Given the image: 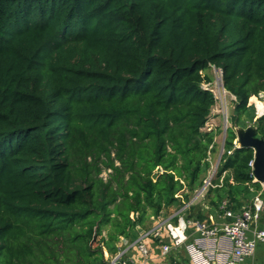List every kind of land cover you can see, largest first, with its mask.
<instances>
[{
  "label": "trees",
  "instance_id": "trees-1",
  "mask_svg": "<svg viewBox=\"0 0 264 264\" xmlns=\"http://www.w3.org/2000/svg\"><path fill=\"white\" fill-rule=\"evenodd\" d=\"M212 66L235 100L203 206L238 211L264 200L234 143L243 117L264 140V0H0V264H106L186 203L215 148Z\"/></svg>",
  "mask_w": 264,
  "mask_h": 264
},
{
  "label": "built area",
  "instance_id": "built-area-1",
  "mask_svg": "<svg viewBox=\"0 0 264 264\" xmlns=\"http://www.w3.org/2000/svg\"><path fill=\"white\" fill-rule=\"evenodd\" d=\"M217 69L219 85L223 87L222 70ZM207 84L210 82H203L201 88L212 92L216 99L217 96L211 88L207 87ZM231 96L233 95L231 94ZM235 145L238 146L237 143ZM253 161L254 158L249 161L251 169L253 168ZM211 173L204 179L201 188L193 194V198L181 206L180 212L186 210L196 200L203 199L211 185V179L215 175L214 171ZM261 186L264 188V183H261ZM217 209L219 220L211 221V223L193 218L186 219L185 224L194 227V230L199 234L190 243L184 244L186 237L183 231H179L178 227H173L170 224L162 227L163 221L150 230L142 229L133 241L123 239L121 248L114 255L108 257L106 264H146V261L148 262L153 256L149 242L157 243L154 248H158L161 256L168 255L183 245L192 264H213L214 259L217 264H242L251 258L258 244H264V224L260 223L264 213V200L261 192H257L251 203L241 210L229 209L226 201H223ZM166 230L170 233L171 241L163 242L162 233ZM223 239L228 242V246L223 250L216 249L215 242H221ZM130 252H135L142 262L136 261L132 255H129ZM144 261L145 263H143Z\"/></svg>",
  "mask_w": 264,
  "mask_h": 264
},
{
  "label": "crops",
  "instance_id": "crops-1",
  "mask_svg": "<svg viewBox=\"0 0 264 264\" xmlns=\"http://www.w3.org/2000/svg\"><path fill=\"white\" fill-rule=\"evenodd\" d=\"M220 160V156L218 157L217 166ZM193 198V196L188 200L190 201ZM187 201V202H188ZM185 203V202H184ZM191 205H204L203 199L196 200ZM181 206H170L163 210L161 216L156 220L153 219L152 223L150 224L149 228L146 230H150L157 226L159 223L163 222L162 227L166 224H170L173 227H178L179 231H183L186 241V243H190L193 241L194 238H196L199 234L194 230V227L186 225V210L181 211ZM218 209L215 208H207L206 206H203V222L205 223H211V221H217L218 218ZM264 215V214H262ZM195 219V218H193ZM197 220V219H195ZM260 223L264 224V222L260 219ZM142 229V228H141ZM250 234V233H249ZM162 241L168 242L171 241L170 233L166 230L164 233H162ZM154 245H157V243H150L149 247L151 248L152 257L149 259V261H146V264H179L180 262L182 264H192L191 260L188 256L187 251L184 249L183 245H180L175 251H171L170 254L161 256L158 252V248H154ZM228 246V242L226 240H221V242L217 241L215 242L216 249L223 250L225 247ZM129 255H132L133 258L140 262V257L135 252H130ZM142 262V261H141ZM145 263V261L143 262ZM213 264H217L216 260H213ZM242 264H264V244H258L254 254L251 256V258L247 259Z\"/></svg>",
  "mask_w": 264,
  "mask_h": 264
},
{
  "label": "rangeland",
  "instance_id": "rangeland-1",
  "mask_svg": "<svg viewBox=\"0 0 264 264\" xmlns=\"http://www.w3.org/2000/svg\"><path fill=\"white\" fill-rule=\"evenodd\" d=\"M209 76H211V82L210 84H207V87L211 88L213 92L215 93L216 97V103L213 106L210 116L208 118V121L204 125L202 129L204 130H210L212 129L215 132V148L214 151L209 154V161L211 164L210 170L207 175L212 174L211 172L216 171V164L218 161V157L222 155L223 153V144L224 139L226 135V130L228 127L231 126L229 119L233 114V108H234V97L231 96L229 92H227L225 89H223L222 86H220L219 82V73L218 69L214 66L210 67L207 71ZM218 88V89H217ZM222 90V91H221ZM255 98V99H253ZM250 102L254 103L255 105V113L256 116H259L261 114H264V94H260L259 96H253L249 100ZM259 102V104H258ZM227 117V122H226ZM246 117H243V124L244 126H241L243 129L242 131H245L246 128L249 127L250 123L248 122ZM236 131V139L234 140V143L239 144V137L237 134V127H234ZM103 176H106V172L104 171L102 173ZM179 264H182L181 262Z\"/></svg>",
  "mask_w": 264,
  "mask_h": 264
},
{
  "label": "water",
  "instance_id": "water-1",
  "mask_svg": "<svg viewBox=\"0 0 264 264\" xmlns=\"http://www.w3.org/2000/svg\"><path fill=\"white\" fill-rule=\"evenodd\" d=\"M237 134L239 137L238 146H250L254 150V161L252 173L255 181L264 183V140L255 136V127L249 125L245 131L241 127H237ZM141 232V228H137Z\"/></svg>",
  "mask_w": 264,
  "mask_h": 264
},
{
  "label": "bare ground",
  "instance_id": "bare-ground-1",
  "mask_svg": "<svg viewBox=\"0 0 264 264\" xmlns=\"http://www.w3.org/2000/svg\"><path fill=\"white\" fill-rule=\"evenodd\" d=\"M218 89V88H217ZM222 91V90H221Z\"/></svg>",
  "mask_w": 264,
  "mask_h": 264
},
{
  "label": "snow or ice",
  "instance_id": "snow-or-ice-1",
  "mask_svg": "<svg viewBox=\"0 0 264 264\" xmlns=\"http://www.w3.org/2000/svg\"><path fill=\"white\" fill-rule=\"evenodd\" d=\"M253 99H255V98H253Z\"/></svg>",
  "mask_w": 264,
  "mask_h": 264
}]
</instances>
